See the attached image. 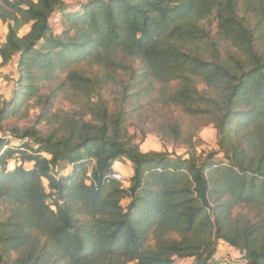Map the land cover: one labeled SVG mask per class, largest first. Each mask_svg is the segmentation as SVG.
<instances>
[{
	"label": "trees",
	"instance_id": "trees-1",
	"mask_svg": "<svg viewBox=\"0 0 264 264\" xmlns=\"http://www.w3.org/2000/svg\"><path fill=\"white\" fill-rule=\"evenodd\" d=\"M0 21L16 75L0 97V264H264V0H0ZM81 63L101 72L66 75L82 112L53 113L41 86ZM154 92L162 139L190 145L176 109L212 124L217 150L142 152L128 126ZM31 106L45 133L7 125Z\"/></svg>",
	"mask_w": 264,
	"mask_h": 264
},
{
	"label": "rangeland",
	"instance_id": "rangeland-1",
	"mask_svg": "<svg viewBox=\"0 0 264 264\" xmlns=\"http://www.w3.org/2000/svg\"><path fill=\"white\" fill-rule=\"evenodd\" d=\"M68 72H76L77 74L88 77L89 79L101 75V72L97 66L88 63H81L79 65L69 67L66 73H62L57 80L42 85L40 88V93L43 95H47L53 90L56 91V96L52 105L53 113L70 111H78L79 113L82 112V105L85 102V99L80 93L75 92L66 83V75ZM15 76L14 69H11L7 66L5 68H0V97L3 96L6 100L10 98V94L5 92H7L9 87L13 88ZM173 86L174 84L171 85L168 90H171ZM197 87L198 90H203V86L200 83H198ZM113 89L114 87L112 85H108L104 89L105 91L102 92L105 99L109 102L113 99ZM157 98V92L152 93L151 98L147 99L149 103L147 106H145V109L139 111V113L135 117L133 116L129 122L130 125L128 126V132L135 138V143L139 145V148L142 152L167 151L168 153L186 157L189 151H194L197 156H201L208 152L217 150V135L212 124L207 123L204 120H197L195 118L186 116L174 108V115L181 122L182 139L188 140L190 145L183 142L172 143L171 141L162 139L156 132V129L157 125L162 121L161 115L166 111H162L157 105ZM37 113L38 108L31 106L25 117L21 118L20 122H14V120H10L7 125H16L19 128L35 125L37 129H39L42 133H45L47 131L46 124H37ZM18 145L19 143L17 141H10V146L17 147ZM13 164L14 163L11 162L9 164V168H12ZM24 167L27 169L30 166L26 164ZM118 167L120 169V172L118 173L125 179L124 183H121L125 188L128 186L126 178L129 175L131 168L127 161H120L119 166L118 164L114 165V169ZM123 203L126 202L124 201ZM233 215L236 217L241 215L242 217H246L249 220L256 219V211L251 207H238L234 209ZM173 238H175L174 235ZM148 244L149 246L154 245V241L152 240L151 236L149 238ZM231 251L233 250H231L228 246L220 243L215 256L218 257V259H222L223 261H230L232 258L236 257V255H233L232 257L230 256L229 253ZM175 264H186V262H176Z\"/></svg>",
	"mask_w": 264,
	"mask_h": 264
},
{
	"label": "crops",
	"instance_id": "crops-1",
	"mask_svg": "<svg viewBox=\"0 0 264 264\" xmlns=\"http://www.w3.org/2000/svg\"><path fill=\"white\" fill-rule=\"evenodd\" d=\"M65 2L66 3H72V2H76V1H73V0H65ZM57 27L58 26H56V29H57ZM29 31V25H26V26H24L20 31H19V36H23V35H25L27 32ZM58 31V30H57ZM6 35H7V26L5 25V24H3L1 21H0V45L1 44H3L4 42H5V38H6ZM0 63H1V59H0ZM7 67H9V68H11V69H14V73H15V66H14V63L12 62V63H10V64H8V65H6ZM5 66V67H6ZM5 67H3V68H5ZM12 71V70H11ZM16 77V76H15ZM1 81V80H0ZM9 87V86H8ZM12 87H9L8 88V90H7V92H5V93H9L10 94V89H11ZM4 93V94H5ZM116 164H118V166H119V162L117 163H115L114 165H116ZM129 165H130V163H128ZM114 165H113V170L114 171H117V172H120L119 170V167L118 168H116V169H114ZM130 168H131V171H130V173H129V175L127 176V178L128 177H130L131 175H132V167H131V165H130ZM232 253H234V254H232ZM230 256L232 257L233 255L235 256V255H237L236 254V252L234 251H231L230 253Z\"/></svg>",
	"mask_w": 264,
	"mask_h": 264
},
{
	"label": "built area",
	"instance_id": "built-area-1",
	"mask_svg": "<svg viewBox=\"0 0 264 264\" xmlns=\"http://www.w3.org/2000/svg\"><path fill=\"white\" fill-rule=\"evenodd\" d=\"M109 178L110 179H113L119 183H124L125 179L116 171L112 170L110 173H109ZM127 184V183H126Z\"/></svg>",
	"mask_w": 264,
	"mask_h": 264
}]
</instances>
